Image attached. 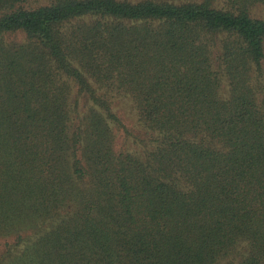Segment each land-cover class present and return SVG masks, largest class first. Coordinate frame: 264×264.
<instances>
[{
  "label": "trees",
  "instance_id": "1",
  "mask_svg": "<svg viewBox=\"0 0 264 264\" xmlns=\"http://www.w3.org/2000/svg\"><path fill=\"white\" fill-rule=\"evenodd\" d=\"M259 7L0 0V264H264Z\"/></svg>",
  "mask_w": 264,
  "mask_h": 264
},
{
  "label": "rangeland",
  "instance_id": "2",
  "mask_svg": "<svg viewBox=\"0 0 264 264\" xmlns=\"http://www.w3.org/2000/svg\"><path fill=\"white\" fill-rule=\"evenodd\" d=\"M252 16L256 18H264V10L263 8H255L252 11ZM121 120H123L124 127L126 130L131 132V135H136V119L134 116L133 111L130 109V107L127 106V104L120 106L119 110H117ZM119 138L117 137L116 141V148L119 150H127L129 152H134V145L131 140L126 136V133L122 130H118ZM138 146H142V144H139ZM140 148V147H139ZM141 149V148H140ZM57 221H47L43 224L40 225V227L37 230H29V231H24L23 233L20 234L22 239L24 240L23 243L21 244H27L28 242L33 241L40 235H42L44 232L50 230ZM18 235H13L8 238V240L0 239V250H2L3 245L6 241L12 243L17 240ZM21 246V247H22Z\"/></svg>",
  "mask_w": 264,
  "mask_h": 264
}]
</instances>
